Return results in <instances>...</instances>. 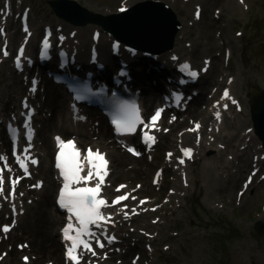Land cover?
Here are the masks:
<instances>
[{
  "label": "snow or ice",
  "instance_id": "snow-or-ice-1",
  "mask_svg": "<svg viewBox=\"0 0 264 264\" xmlns=\"http://www.w3.org/2000/svg\"><path fill=\"white\" fill-rule=\"evenodd\" d=\"M124 9L122 8L121 11ZM197 15H199V10H197ZM27 13H25V20ZM25 32H28L27 24L25 23ZM3 32V29H0V33ZM49 33L44 41L43 48L46 51L51 47L49 42ZM61 41L64 37H60ZM21 55L23 54V48L20 49ZM4 55H8V52L5 51ZM17 67L20 66V56L17 57ZM183 67L187 68L188 65L185 64ZM192 77L197 76V72H191ZM35 84V81L33 82ZM225 96H228L227 90L224 93ZM77 99H82L83 97L77 96ZM27 107V105H25ZM125 116L122 119L114 120V124L117 127L118 131L122 132H134L136 130L137 122L139 121L138 109L135 106H132L130 109L128 106H124ZM162 109H158L156 113L150 118L152 126L155 127L157 118L161 115ZM219 117V112L216 113ZM30 119V116H29ZM147 127V125H145ZM30 127V125H29ZM199 128V124H196V128L192 129L193 131ZM145 136L148 141L152 143L155 142V137L145 133ZM58 144L61 148L60 152L57 155V164L56 167L61 170V175L64 179L63 187L60 190L58 203L62 208L67 209L70 215L68 217L69 223L62 230L65 240L71 241V246L66 250V258L71 261V264H80V260L83 257L85 251H90L95 255V250L91 246V241L95 240L98 247L103 248L105 245L101 241V236H104L109 243H111L115 237L108 235L107 231L101 232L99 235L93 231V227L103 229L104 225L107 223H112L111 213L105 215L102 212V208L110 207L106 198L101 196L103 185L105 184V177L107 176V164L103 153L97 149L95 152L91 148L87 150V161L89 168L86 175H81V172L84 171V168L80 161V150L75 147V142L73 140L64 141L61 138L57 137ZM69 149V151H65ZM27 151V149H25ZM129 151H133L134 154L139 155L138 152H135L134 149L130 148ZM184 155L190 156L191 149L186 148L182 149ZM171 156V154H169ZM4 156H0V160H6ZM17 162L20 163L21 167L24 168L25 173H27V166L24 164L23 160L19 156L16 157ZM183 163V160L180 161ZM32 163H37L36 160H32ZM3 170L0 169V195L4 192V179H3ZM96 180L94 186H88V182ZM251 177L249 178V182ZM83 182L84 186H79ZM17 181H12L13 194L15 189V184ZM37 187L39 185H36ZM126 186L121 185L117 189L119 191L121 188ZM129 198V194L125 193L116 197L112 201V205L119 204L120 202ZM135 199V197H131ZM141 204L144 201L140 202ZM127 208V205H124ZM136 210L132 209V214H135ZM125 216H128L129 213L125 212ZM73 216L79 224V227H74L72 223ZM5 232L9 231V226L5 225L3 227ZM75 230V235L70 234ZM27 257L25 260L27 261Z\"/></svg>",
  "mask_w": 264,
  "mask_h": 264
},
{
  "label": "rangeland",
  "instance_id": "rangeland-1",
  "mask_svg": "<svg viewBox=\"0 0 264 264\" xmlns=\"http://www.w3.org/2000/svg\"><path fill=\"white\" fill-rule=\"evenodd\" d=\"M87 1L92 2L94 5H101V4L115 5L117 2V0H87ZM214 5H220L223 7V5L219 1H210V3L206 6L205 13L203 14L204 18L207 17L210 20H212L210 10L211 7ZM227 15L229 14H227V12L225 11V13H223V16H227ZM237 15L238 12L236 10L235 15H233L232 17L229 16L227 17V19L222 20V21L228 20V25L224 28L226 32L230 33L234 30L235 27L238 26L239 23L237 21ZM260 16H261V12L255 9L253 16H251L248 19L245 37L233 39V45L235 49L233 51V59L231 60L232 67L242 71V76L240 78V85H242V87L248 88L253 96H256L264 86V23L260 22L259 20ZM223 23H221V25H223ZM216 26L219 25L217 23L214 24L212 29ZM212 29L205 30L208 36L209 35L211 36ZM231 71L233 70L231 69ZM128 174H130L129 171L128 173L125 174V176H128ZM249 213L250 211L247 212V214ZM237 215H245V208H241L237 212ZM234 220L239 221L236 218H234ZM229 224L231 223H228L226 225ZM47 233H48V237H44L43 241L45 244V249L50 250L52 249V247H50L51 245L50 239L47 238L51 237L52 230L50 231L49 227L47 228ZM254 233L257 234L260 237V239H262L261 234H259L262 233L261 231H259V233L256 232ZM236 242L237 240L228 245L229 246L227 249L228 253L235 255V257H233V260H231L230 264H248L247 262L243 261L241 255H238L236 253V251L239 250V247ZM35 250L37 249L35 248ZM243 251L247 256L251 257L250 254L253 251H255V249L252 248V250H250L248 248H245ZM184 252H186V254L183 253V256L185 257L187 264H208L207 262L201 263L198 256L191 248H188ZM41 253L43 254L42 251ZM46 255H50V253L43 254L40 259L36 260V263H40L43 260L44 256ZM255 264H260V263H258V261H256L255 259Z\"/></svg>",
  "mask_w": 264,
  "mask_h": 264
},
{
  "label": "bare ground",
  "instance_id": "bare-ground-1",
  "mask_svg": "<svg viewBox=\"0 0 264 264\" xmlns=\"http://www.w3.org/2000/svg\"><path fill=\"white\" fill-rule=\"evenodd\" d=\"M210 1H219L222 5H223V9L224 11H226L227 13L231 14L233 12V10L237 7V4L234 3V1L232 0H204V3H205V6H207ZM131 0H127V4H130ZM93 16H103V11L102 10H96L93 12ZM11 19L13 20V18H9L8 21H7V24L10 23ZM58 22H61V20H59ZM75 27L74 25L71 26V28ZM77 35H79L77 33ZM87 38H90V37H87ZM13 40V39H11ZM33 41V38H31L29 40V44L28 46H30V44L32 43ZM81 50H78V54L77 56L80 58L83 54H82V48H80ZM140 52H138L136 54L139 55ZM130 60H132L130 57H128ZM151 58V57H149ZM155 60H159V57H156ZM203 77V76H202ZM208 80H209V77H205L202 81V84L200 86V95L199 97H202L204 95V91H205V88H206V84L208 83ZM201 81V79H200ZM126 83V82H125ZM44 97H47L44 99L46 105H49V106H53V107H57L59 106V104L62 103V99L60 98V100L58 99V93L55 91V89L53 88H48V93L47 95H44V94H40L39 95V98H44ZM198 97V95H197ZM84 140V139H83ZM114 159H116V154H114ZM129 172H136V170H129ZM160 208V205L157 204V205H154L153 206V209H159ZM47 211L46 210H43L41 208L38 209V211L36 212V216L33 220H27L24 224V229H25V232H27L28 236H31V239L34 243V246H37L39 248L40 251H43V252H46V253H49V252H52L53 254H55L57 252V243L55 241V239L53 237L51 238H47V239H50L52 240L54 243H52L50 245V247H53V249H50V250H46L45 249V244H44V237H48V233H47V227L49 226V224H53L54 222L52 223H49L47 222ZM52 216V215H50Z\"/></svg>",
  "mask_w": 264,
  "mask_h": 264
},
{
  "label": "water",
  "instance_id": "water-1",
  "mask_svg": "<svg viewBox=\"0 0 264 264\" xmlns=\"http://www.w3.org/2000/svg\"><path fill=\"white\" fill-rule=\"evenodd\" d=\"M264 100L261 101V103H263Z\"/></svg>",
  "mask_w": 264,
  "mask_h": 264
}]
</instances>
